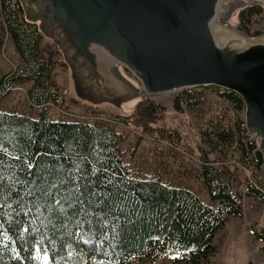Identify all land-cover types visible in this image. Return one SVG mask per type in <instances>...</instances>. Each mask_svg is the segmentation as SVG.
Instances as JSON below:
<instances>
[{
	"label": "trees",
	"instance_id": "1",
	"mask_svg": "<svg viewBox=\"0 0 264 264\" xmlns=\"http://www.w3.org/2000/svg\"><path fill=\"white\" fill-rule=\"evenodd\" d=\"M0 7L2 32L20 57L18 68L0 78V102L31 83L28 99L39 111L38 119L0 111V264H132L166 255L174 264H225L217 236L231 217H243L244 199L264 203L263 158L247 134L242 98L207 88L233 105L211 118L207 148L200 150L198 177L216 206L191 187L136 179L121 149L127 137L117 130L136 124L86 108L105 120L50 118L49 103L78 104L55 79L40 23L27 19L20 0H0ZM261 14L259 5L240 11L237 30L261 36L250 29ZM196 91H183L181 100L204 103ZM141 105L150 114L163 109ZM144 131L178 145L175 131ZM255 237L264 240V228Z\"/></svg>",
	"mask_w": 264,
	"mask_h": 264
},
{
	"label": "water",
	"instance_id": "2",
	"mask_svg": "<svg viewBox=\"0 0 264 264\" xmlns=\"http://www.w3.org/2000/svg\"><path fill=\"white\" fill-rule=\"evenodd\" d=\"M228 0H20L96 101L124 98L116 65L141 83L140 97L216 88L239 95L245 128L264 169V36L221 24ZM52 65V62L50 61Z\"/></svg>",
	"mask_w": 264,
	"mask_h": 264
},
{
	"label": "rangeland",
	"instance_id": "3",
	"mask_svg": "<svg viewBox=\"0 0 264 264\" xmlns=\"http://www.w3.org/2000/svg\"><path fill=\"white\" fill-rule=\"evenodd\" d=\"M257 5L264 9V0H228L223 9L221 24L237 32L239 12ZM250 29L264 36V14L253 18ZM45 47L54 67L55 79L63 90L65 98L78 104L77 107H67L49 103L47 110L50 118L80 121L63 116L64 109L88 116L90 119L96 117L105 120L99 116L86 114L84 108L96 109L102 112L100 116L103 117L127 118L137 126L124 124L118 126L117 130L125 133L127 137L121 149L124 153V161L128 164L134 178L160 179L172 187H191L205 203L216 206L198 177V169L201 166L200 150L207 148L204 136L207 140L206 134L209 131L211 118L223 109L232 107L231 103L221 98L215 90L203 88L204 90L196 89V93L202 94L204 103L191 107L181 100L183 91L147 97L146 103L151 101L163 107L160 112L150 114L141 105L145 102L140 97L141 83L118 65L110 69L111 75L127 90V96L96 101L81 91L79 84H76L78 79L59 44L48 35H45ZM19 63L20 57L13 42L2 32L0 7V78L16 70ZM30 87L31 83H27L12 91L0 102V111L29 115L38 119L39 111L28 99ZM145 128L177 132L179 134L177 147L162 140L158 134L149 135L144 131ZM138 137L142 141H138ZM263 228L264 203L244 199L243 217H231L227 228L217 236L216 242H222L227 250L225 264H264V240L255 237L256 233L263 231ZM172 258L173 255L157 259L142 257L133 261L132 264H174Z\"/></svg>",
	"mask_w": 264,
	"mask_h": 264
},
{
	"label": "built area",
	"instance_id": "4",
	"mask_svg": "<svg viewBox=\"0 0 264 264\" xmlns=\"http://www.w3.org/2000/svg\"><path fill=\"white\" fill-rule=\"evenodd\" d=\"M195 89H191V91H193ZM57 109H60V108H57ZM63 116H65L66 118H71L72 120H80V121H90V120H94V121H97V120H101L100 118H92L91 119L88 117V116H82L76 112H70L69 110H64L63 109ZM138 134V133H137ZM138 136H141V134H138ZM260 178L261 180L263 181V185H264V170L262 172H260Z\"/></svg>",
	"mask_w": 264,
	"mask_h": 264
},
{
	"label": "bare ground",
	"instance_id": "5",
	"mask_svg": "<svg viewBox=\"0 0 264 264\" xmlns=\"http://www.w3.org/2000/svg\"><path fill=\"white\" fill-rule=\"evenodd\" d=\"M189 90V89H188Z\"/></svg>",
	"mask_w": 264,
	"mask_h": 264
}]
</instances>
